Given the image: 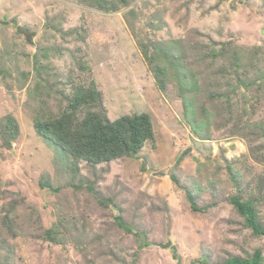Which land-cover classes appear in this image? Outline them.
<instances>
[{"label":"rangeland","instance_id":"obj_1","mask_svg":"<svg viewBox=\"0 0 264 264\" xmlns=\"http://www.w3.org/2000/svg\"><path fill=\"white\" fill-rule=\"evenodd\" d=\"M128 2L105 12L90 0H0V121L11 115L20 125L11 150L0 141V264L264 255V237L228 202L235 188L225 164L245 190L264 179V137L249 127L264 124V0ZM144 47L168 72L165 91ZM182 74L194 92L183 93ZM94 84L111 121L148 113L156 138L135 158L81 162L74 177L73 159L37 134L35 120L58 116L78 86ZM184 188L199 207L217 205L193 212ZM259 209L264 223V202ZM55 226L63 244L45 238Z\"/></svg>","mask_w":264,"mask_h":264},{"label":"trees","instance_id":"obj_2","mask_svg":"<svg viewBox=\"0 0 264 264\" xmlns=\"http://www.w3.org/2000/svg\"><path fill=\"white\" fill-rule=\"evenodd\" d=\"M90 1L97 9L105 12H116L119 10L118 6L126 7L129 4L128 0ZM143 52L148 62L149 60L151 62H149V65L153 68L152 71L159 88L165 91L167 87V70L156 63L154 57L149 56L150 53L147 47L143 48ZM214 56H218V54L214 53ZM239 58V53L234 54V64L237 67H240ZM165 60L172 65H176L178 62L175 57L169 54H167ZM222 71L225 72L226 70ZM183 80H186V83L183 84V93L194 92L196 82L193 81V85H190L186 74H182ZM188 85H190V88L186 87ZM220 97L223 98L220 94L212 96L214 100ZM67 102L65 110L58 116L36 117L35 129L40 137L50 144L58 146L73 159L74 162L70 164L69 169L74 177H77L80 173L79 164L81 162L95 168L98 165L116 160L135 158L142 152L147 143L155 142V126L150 114L124 115L111 121L103 104L102 93L95 84L78 86L72 96L67 98ZM224 106L229 118H231L233 116L231 110L228 109L227 105L224 104ZM249 127L253 128L260 138L264 137V124L253 123ZM19 136L20 125L14 116L8 115L0 121L2 147L11 150ZM225 164L229 181L235 188V194L228 197V202L233 206L237 215L243 219L245 226L251 230L253 237H264V223L259 209V206L264 202V179H260L256 188L249 191L245 190L244 179L240 172L234 169V163L225 160ZM171 179L174 183H179L174 175L171 176ZM42 187L50 189L51 184L46 180L42 182ZM184 190L186 191L187 200L191 204V210L195 213L206 212L217 205L215 202L201 208L194 191L190 188H184ZM117 220L122 221L120 216H117ZM127 230L137 235L132 228ZM60 236L61 231L56 226L47 230L45 234V238L55 244H63V239ZM198 263L212 264L208 258L199 260ZM221 264H264V255L262 250L257 249L248 258L233 256Z\"/></svg>","mask_w":264,"mask_h":264},{"label":"water","instance_id":"obj_3","mask_svg":"<svg viewBox=\"0 0 264 264\" xmlns=\"http://www.w3.org/2000/svg\"><path fill=\"white\" fill-rule=\"evenodd\" d=\"M169 245H171V244L166 245L165 248L169 247Z\"/></svg>","mask_w":264,"mask_h":264}]
</instances>
